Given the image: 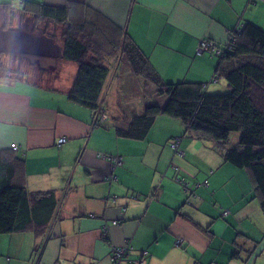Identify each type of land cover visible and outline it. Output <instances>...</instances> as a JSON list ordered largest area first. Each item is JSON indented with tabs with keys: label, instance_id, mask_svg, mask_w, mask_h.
I'll return each mask as SVG.
<instances>
[{
	"label": "crops",
	"instance_id": "0c3cea01",
	"mask_svg": "<svg viewBox=\"0 0 264 264\" xmlns=\"http://www.w3.org/2000/svg\"><path fill=\"white\" fill-rule=\"evenodd\" d=\"M26 2L64 7L70 20L90 21L87 31L132 41L163 81L201 84L209 101L240 95L217 76L219 58L197 53L199 40L224 46L246 23L264 29V0H0L11 5L6 14L0 8V54L26 59L22 77H0V149L13 155L17 182L58 202L42 233L0 235V264H112L111 247L125 240L131 259L146 253L145 264H264V210L250 171L167 115L143 139L117 134L162 100L146 80L127 81L120 62H109L102 101L114 105L97 123L99 113L69 98L77 63L59 58L62 40L46 30L50 22L23 14Z\"/></svg>",
	"mask_w": 264,
	"mask_h": 264
},
{
	"label": "trees",
	"instance_id": "16d2710c",
	"mask_svg": "<svg viewBox=\"0 0 264 264\" xmlns=\"http://www.w3.org/2000/svg\"><path fill=\"white\" fill-rule=\"evenodd\" d=\"M0 8L6 14L11 5L0 4ZM21 11L31 14L35 22L45 20L61 27L63 43L59 58L78 65L69 90L73 102L95 113L104 111L102 98L111 76L109 62L124 64L130 74L153 84L162 100L146 105L141 114L131 118L126 128L117 127V134L143 139L158 116L179 119L187 133L213 143L228 163L250 171L264 210L263 28L246 23L231 49L219 57L217 76L223 77L227 87L240 95L237 102L228 103L207 100L201 84L163 81L132 41L125 38L118 41L113 33L110 38L94 25L87 31L90 21L70 20L64 7L26 2ZM97 15L94 14L99 19ZM15 72L17 77H22ZM8 75L15 73L0 62V77ZM246 130L252 133L251 138L230 143L232 133L243 134ZM15 174L13 155L0 149V235L30 228L42 233L54 218L58 206L55 194L52 191L30 192L17 182Z\"/></svg>",
	"mask_w": 264,
	"mask_h": 264
},
{
	"label": "built area",
	"instance_id": "2783aa9c",
	"mask_svg": "<svg viewBox=\"0 0 264 264\" xmlns=\"http://www.w3.org/2000/svg\"><path fill=\"white\" fill-rule=\"evenodd\" d=\"M241 32V27H238L235 29V31L230 35L229 40L226 45L219 46L215 42H213L210 39H200L197 46V53H209V55L214 57H221L225 51H228L231 49L233 44L236 42V39L238 35ZM100 114V113H99ZM107 119V116L105 114H100L97 119V123H104ZM179 139L174 140L171 143V147L175 152L178 151L179 146ZM65 141V138H61L58 141V144H62ZM11 148L18 149V146L15 144L11 145ZM103 158L109 159L114 163V166L121 165V157H111L107 155H102ZM108 180H116V177L110 176L107 178ZM176 181L184 188V189H190L189 184L183 177H177ZM206 183V182H205ZM200 184L196 183L195 188H197ZM228 214V211H224L222 215L226 216ZM106 227H104L105 235L107 236ZM177 243H180L178 241ZM133 247L129 240H125L121 245L113 246L111 247V262L112 264H145V256L146 253H143L142 256L138 260H133L130 258V254L132 253Z\"/></svg>",
	"mask_w": 264,
	"mask_h": 264
},
{
	"label": "rangeland",
	"instance_id": "374dc122",
	"mask_svg": "<svg viewBox=\"0 0 264 264\" xmlns=\"http://www.w3.org/2000/svg\"><path fill=\"white\" fill-rule=\"evenodd\" d=\"M40 30H42V29H40ZM46 30L49 32V33H51L53 36H57V37H60L59 39H61L62 40V37H61V27L59 26V25H56V24H54V23H47L46 24ZM45 30V31H46ZM44 31V30H43ZM31 60L33 59L34 60V57H29ZM16 61V62H15ZM0 62L5 66V67H8V69H10L11 71H14V73H15V75L13 76V75H11L12 77H16V72L15 71H17V72H19L18 74H24L25 73V69H26V59H25V56H23V55H20V56H18L15 60H14V57L13 56H8V57H6V56H4V55H1L0 54ZM126 71H127V69H126ZM124 72V71H123ZM125 73V72H124ZM127 80H132V79H136L135 78V76L134 75H132V74H128L127 75ZM114 85H115V82H114ZM205 88V87H204ZM113 89V87L111 88V90ZM204 92H205V90H204ZM110 99V98H109ZM105 106V109L107 108H110L111 109V107L114 105V104H109V103H105L104 104ZM109 106V107H108ZM109 110V109H108ZM120 112V111H119ZM113 114H117L118 113V111H116V112H112ZM180 121V120H179ZM236 137H238V138H240L241 137V135H240V133H238V132H234V133H232L231 135H230V137H229V140H230V143H234V144H236V143H238V141H237V138Z\"/></svg>",
	"mask_w": 264,
	"mask_h": 264
}]
</instances>
